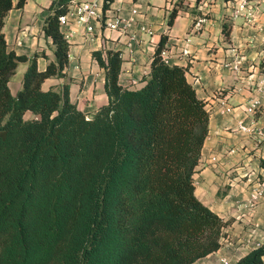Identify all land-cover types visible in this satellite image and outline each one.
Masks as SVG:
<instances>
[{"label": "trees", "instance_id": "obj_1", "mask_svg": "<svg viewBox=\"0 0 264 264\" xmlns=\"http://www.w3.org/2000/svg\"><path fill=\"white\" fill-rule=\"evenodd\" d=\"M70 2L46 9L54 59L40 70L37 57L47 56L8 49L4 33L10 9L25 0H0V264H192L218 250L229 224L194 191L206 102L183 66L163 60L166 33L139 87L119 83V50H92L107 95L92 115L70 100L68 84L44 89L46 78L66 75L59 18ZM223 31L228 37L230 20ZM19 62L27 66L13 94ZM233 264H264V244Z\"/></svg>", "mask_w": 264, "mask_h": 264}, {"label": "crops", "instance_id": "obj_2", "mask_svg": "<svg viewBox=\"0 0 264 264\" xmlns=\"http://www.w3.org/2000/svg\"><path fill=\"white\" fill-rule=\"evenodd\" d=\"M51 1L25 0L22 7L10 9L4 25L7 44L12 43L8 49L27 56L35 52L47 56L37 57L40 70L54 59L51 40L42 32ZM180 1L114 0L105 15L119 12L128 18L132 8L138 11V24H131L126 32L109 29L99 19H92V30L87 34L85 26L76 22L75 14L69 13L66 24L60 26L63 34L71 32L67 38L66 75L46 78L42 87L68 84L70 100L92 115L107 102L104 70L92 58V50H119V83L139 87L160 35L166 33L168 63L185 68L188 81L209 111V133L193 174L195 194L229 220L218 250L192 264H233L249 249L264 244V188L252 198L264 178V91L257 83L264 70V0H248L253 8V19L249 21L231 18L238 0ZM175 4L181 7L168 27V13ZM198 19L203 21L197 23ZM228 20L227 37L223 24ZM139 23L149 25L152 34L139 31ZM20 86L18 82L11 92L15 94ZM241 125L248 130L241 129Z\"/></svg>", "mask_w": 264, "mask_h": 264}, {"label": "built area", "instance_id": "obj_3", "mask_svg": "<svg viewBox=\"0 0 264 264\" xmlns=\"http://www.w3.org/2000/svg\"><path fill=\"white\" fill-rule=\"evenodd\" d=\"M104 1L105 0H71L67 12L61 15L59 18L60 26H64L66 24L67 16L69 13L75 14L76 22L85 26L87 34H89L92 30V25L90 23L92 19H99L105 27L120 32H126L131 24L136 23L135 15L138 12L136 8H132L130 10L131 16L128 18L122 17L119 12L112 13L110 15H105V12L108 11V9L103 11L102 7ZM252 13H253V8L248 0H238L236 1L235 5L232 8L230 16L232 19H235L237 17H243L246 21H249L253 19ZM202 21L203 19H198L197 23H200ZM139 24H140L139 31L152 34V30L149 25L145 23H139ZM70 35L71 32L64 33L66 39ZM134 35L135 33L131 35V38H133ZM161 56L163 60L166 63H168L167 50L165 48L161 50ZM231 67L232 69H237V65H232ZM257 83H258V88L264 91V70L260 72ZM252 105L255 106V103H253ZM240 128L243 130H248V128L242 125L240 126ZM263 188H264V178L256 194L253 195L252 198L255 199L258 196V194L262 192Z\"/></svg>", "mask_w": 264, "mask_h": 264}, {"label": "rangeland", "instance_id": "obj_4", "mask_svg": "<svg viewBox=\"0 0 264 264\" xmlns=\"http://www.w3.org/2000/svg\"><path fill=\"white\" fill-rule=\"evenodd\" d=\"M183 0H181L180 2H182ZM11 41H9V48L11 46ZM26 68V63L24 62H19L18 63V66L16 67L14 73L11 75V78L9 80V86L11 89H14L15 85L20 82L21 83V78H22V74H23V71L25 70Z\"/></svg>", "mask_w": 264, "mask_h": 264}]
</instances>
